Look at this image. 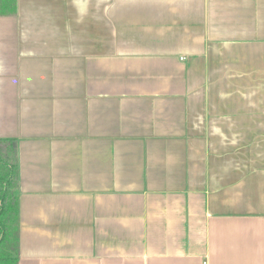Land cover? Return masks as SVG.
Listing matches in <instances>:
<instances>
[{"label":"crops","instance_id":"0c3cea01","mask_svg":"<svg viewBox=\"0 0 264 264\" xmlns=\"http://www.w3.org/2000/svg\"><path fill=\"white\" fill-rule=\"evenodd\" d=\"M16 3L17 264H264V0Z\"/></svg>","mask_w":264,"mask_h":264},{"label":"trees","instance_id":"16d2710c","mask_svg":"<svg viewBox=\"0 0 264 264\" xmlns=\"http://www.w3.org/2000/svg\"><path fill=\"white\" fill-rule=\"evenodd\" d=\"M17 0H0V16L15 15ZM16 145L0 139V264H17L18 200Z\"/></svg>","mask_w":264,"mask_h":264}]
</instances>
